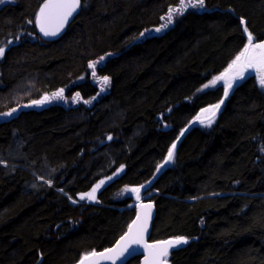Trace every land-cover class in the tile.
Instances as JSON below:
<instances>
[{
    "label": "trees",
    "instance_id": "trees-1",
    "mask_svg": "<svg viewBox=\"0 0 264 264\" xmlns=\"http://www.w3.org/2000/svg\"><path fill=\"white\" fill-rule=\"evenodd\" d=\"M42 1L0 4V113L16 109L0 115V264H71L113 244L135 208L117 190L147 182L198 110L220 101L221 85L198 89L243 47L241 18L264 39V0H205L159 32L179 0H81L51 39L28 23ZM100 57L107 88L74 83ZM61 88L81 99L24 107ZM101 180L94 202H72ZM147 189L149 241L189 238L170 264H264V92L254 76L231 88L211 126L185 132Z\"/></svg>",
    "mask_w": 264,
    "mask_h": 264
},
{
    "label": "snow or ice",
    "instance_id": "snow-or-ice-1",
    "mask_svg": "<svg viewBox=\"0 0 264 264\" xmlns=\"http://www.w3.org/2000/svg\"><path fill=\"white\" fill-rule=\"evenodd\" d=\"M5 0H0V4L4 3ZM205 0H179L178 7H170L166 17L161 19L166 20V23L161 25L160 28L155 29L159 32L162 28H166L169 24L173 23L174 15H182L184 11L188 8H204ZM81 6V0H43L42 4L39 7L38 12L35 14L34 21H28V23H35L39 28V31L45 37H56L61 31L65 28L66 24L69 22V19L73 16L74 13ZM240 23L244 25L243 33L247 36V42L244 44L242 50L236 55L224 72L220 75L215 76L207 84L203 85V88L214 87L217 82H224V96L227 97L229 91L233 87V83L237 80L243 79L245 72L248 69H254L257 74L258 83L261 88H264V40L256 41L252 32L249 31L246 26V21L241 18ZM144 35V33H141ZM11 43V41H9ZM5 54V48L0 47V58ZM104 60V57H100L99 61H92L89 63L88 67L92 69V76L101 84L102 90L104 87H107L110 84V77L97 76L96 67L97 64ZM202 89H198L200 91ZM64 98V89L61 88L56 92L51 93L50 96L45 95L42 99L32 101L34 105H42L48 102L50 99H63ZM74 102L79 101L80 94L72 98ZM91 101H84V103H90ZM223 100L215 105H211L208 108L201 109L200 114L194 118L195 121H199L201 124L206 126H211L213 123L216 112L219 110ZM16 109L13 108L7 113H0L3 116H11ZM207 114V115H204ZM184 131L182 130L180 135L182 136ZM111 139V136L108 137ZM179 140V137H177ZM176 148V142H173L171 147L168 149L167 157L165 163H170L174 159V151ZM159 166L157 171L160 170ZM123 166H121V170ZM112 179V177H108ZM105 183L104 180H101L96 184L92 190L88 193H83L80 195V200L87 198L88 200L96 199L97 190ZM144 185L134 188H125L123 191L134 193L136 200L141 199L140 192L144 188ZM71 199V198H70ZM76 203L75 200L72 201ZM142 211H138L136 219H134L129 225L127 231L120 237L116 242L115 246L111 248H106L102 252H97L95 250L85 253L79 264H100L101 261H109L110 264H117L118 260H121L126 253H129V250L133 246H143L146 251L144 264H167V257L169 255V250L177 247L182 244H187L188 240L185 237L178 236L174 239L157 241L155 243L149 244L145 241V234L148 230V222L151 219V209L152 204H140L138 206Z\"/></svg>",
    "mask_w": 264,
    "mask_h": 264
},
{
    "label": "water",
    "instance_id": "water-1",
    "mask_svg": "<svg viewBox=\"0 0 264 264\" xmlns=\"http://www.w3.org/2000/svg\"><path fill=\"white\" fill-rule=\"evenodd\" d=\"M43 2V1H42ZM42 2H41V4H42ZM40 4V5H41ZM40 5H39V7H40ZM39 7H38V10H39ZM38 10H37V12H38ZM207 11H209L210 9H206ZM36 12V13H37ZM244 20V19H243ZM245 21V20H244ZM67 25V24H66ZM35 26H36V24H35ZM66 27V26H65ZM242 27H244V25H242ZM36 29H37V31L39 32V34L42 36V37H44V38H46V39H51V38H55V37H45V36H43V34L39 31V28L36 26ZM65 30V28L61 31V33L63 32ZM60 33V34H61ZM59 34V35H60ZM57 37V36H56ZM246 38H247V36H246ZM224 72V71H223ZM255 73V70L254 69H248L246 72H245V76H244V78L245 77H247V76H251V75H253ZM243 78V79H244ZM243 79H240V80H237V81H235L234 83H233V86L234 85H236V84H238L239 82H241ZM227 97H225L224 96V89H223V93H222V96H221V99H220V101L221 100H223V101H225V99H226ZM33 101H36V100H33ZM219 101V102H220ZM224 103V102H223ZM30 104H32V101L31 102H29V103H27L24 107H27L28 105H30ZM221 106H222V104H221ZM221 106H220V108H221ZM220 108H219V110H220ZM219 110L216 112V114L219 112ZM199 121H195L194 119L193 120H191V121H189L184 127H183V131H184V134H185V132L186 131H188L189 130V128H191L192 126H195L197 123H198ZM181 130V131H182ZM181 131L179 132V134L177 135V137H179V140L182 138V136L184 135H180V133H181ZM177 137L175 138V140L173 141V142H176V145H177V143L179 142V140H177ZM173 144V143H172ZM167 153H168V151H167ZM167 153H166V155H165V157H164V159L162 160V162H161V164L159 165V166H161V165H163V167H160V170L159 171H155V173L153 174V176L147 181V182H145L144 184H142V185H144L145 187H147V186H149L151 183H152V181L156 178V176L166 167V163H165V160H166V157H167ZM144 187V188H145ZM144 188H142V189H144ZM141 189V190H142ZM134 199H135V208H134V215H133V218H132V220L129 222V224L134 220V219H136V215H137V213H138V211H142L138 206L140 205V204H152V209H151V219L149 220V222H148V230H147V232H146V234H145V241L147 242V243H149V244H152V243H155V242H157V241H155V242H151V241H149V232H150V230H151V225H152V221H153V218H154V214H155V208H154V203H153V201L152 200H149V199H145V200H139V201H137L136 200V196H134ZM95 200H88L87 199V202H94ZM128 224V225H129ZM127 229H128V226H127ZM127 229L125 230V232L127 231ZM124 232V233H125ZM123 233V234H124ZM122 234V235H123ZM121 235V236H122ZM121 236H119L116 240H115V242H113V244H111L110 246H108V247H106V248H111V247H113V246H115V244H116V242L120 239V237ZM169 239H174L173 237H169V238H165V239H161V240H158V241H164V240H169ZM106 248H104V249H106ZM174 248H176V247H174ZM104 249H99V250H95V251H97V252H102ZM173 249V248H172ZM171 250V249H170ZM169 250V251H170ZM93 251V250H92ZM91 252V251H90ZM88 253V252H87ZM147 253H146V251H145V249L143 248V246H133V248L132 249H130L129 250V253H126L125 254V256L121 259V260H118L117 261V264H124L128 259H130L131 257H133V256H139V263L138 264H144V260H145V255H146ZM81 259V258H80ZM80 259L76 262V263H73V264H79V261H80ZM100 264H110V262L109 261H101L100 262ZM167 264H170L169 262H167Z\"/></svg>",
    "mask_w": 264,
    "mask_h": 264
},
{
    "label": "rangeland",
    "instance_id": "rangeland-1",
    "mask_svg": "<svg viewBox=\"0 0 264 264\" xmlns=\"http://www.w3.org/2000/svg\"><path fill=\"white\" fill-rule=\"evenodd\" d=\"M262 40H264V39H262ZM247 42V39H246V41H245V43ZM244 43V44H245ZM244 46V45H243ZM243 48V47H242ZM242 48L238 51V53L242 50ZM237 53V54H238ZM236 54V55H237ZM236 55L232 58V60L236 57ZM232 60L228 63V65L232 62ZM228 65L223 69V71L228 67ZM88 71H86V72H84V73H82L80 76H78L76 79H74V83H76V82H79V81H82L83 79H85V77H88L90 80H92L93 81V83H96L100 88H101V90H102V87H101V84L100 83H98L97 82V80L96 79H94L93 78V76H92V69H90L89 67H88ZM247 71V70H246ZM220 73H222V72H220ZM220 73L219 74H217V75H215V76H218V75H220ZM97 76H99V77H103V76H101V75H98L97 74ZM215 76H213V77H215ZM212 77V78H213ZM212 78H210L209 80H208V82L210 81V80H212ZM254 81H255V84L257 85V87L260 89V90H262L263 92H264V88H261L260 87V85H259V83H258V79H257V74L255 73V75H254ZM207 82V83H208ZM206 83V84H207ZM216 85H221L223 88H224V82L223 81H219V82H217V84ZM107 87H104L103 88V90L102 91H104L105 89H106ZM64 89V97H65V94H66V88H63ZM200 89H203V86L200 88ZM230 92V91H229ZM44 96L43 95H41L39 98H37L36 100H40V99H42ZM66 98V97H65ZM56 100V99H55ZM57 100H60L61 101V99H57ZM71 101H73V100H71ZM71 101L70 100H68L67 98L66 99H62V102L64 103V104H71ZM89 101V100H88ZM217 103H219V101L218 102H215V103H212V104H209V105H207V106H205V107H202L201 109H204V108H208V107H210L211 105H215V104H217ZM28 106H30V107H42V106H44V104H42V105H34V104H30V105H28ZM201 109H199L198 110V112L193 116V118H192V120L197 116V114H200V112H201ZM204 115H207V114H204ZM217 115V114H216ZM216 115H215V117H214V120H213V122L215 121V119H216ZM196 126H198V127H200V128H208L209 126H206L205 124H201L200 122H198L197 124H196ZM172 145V144H171ZM170 145V146H171ZM171 164V162L170 163H167V165L166 166H168V165H170ZM140 185H138V186H123V187H121L120 189H118L117 190V192H116V195L119 197V198H121V197H125V196H129L131 199H132V202L130 203L131 205H135V199H134V196H135V194L134 193H131V192H125V191H123L125 188H134V187H139ZM149 186H147V187H145L144 189H142L141 190V192H140V196H141V199L140 200H145V199H147V198H149V196H150V194L151 193H153L154 191H150V190H148L147 188H148ZM147 191V192H146ZM79 195H81V194H79ZM145 197V198H144ZM147 197V198H146ZM78 199H80L79 197H77V198H75L74 200H78ZM85 199H87V198H85ZM72 200V199H71ZM183 237V236H182ZM185 238H187V237H185ZM187 240H189V238H187Z\"/></svg>",
    "mask_w": 264,
    "mask_h": 264
},
{
    "label": "bare ground",
    "instance_id": "bare-ground-1",
    "mask_svg": "<svg viewBox=\"0 0 264 264\" xmlns=\"http://www.w3.org/2000/svg\"><path fill=\"white\" fill-rule=\"evenodd\" d=\"M240 21H241V20H240ZM241 25H242V24H241ZM163 158H164V157H163ZM156 166H157V165H156ZM146 192H147V191H146ZM144 198H145V197H144ZM146 198H147V197H146ZM183 236H184V235H183ZM185 236H186V235H185ZM167 237H168V236H167ZM165 238H166V237H165ZM173 238H175V237H173ZM173 249H174V248H173ZM171 250H172V249H171ZM171 250H170V251H171ZM170 251H169V253H170ZM83 255H84V254H83ZM83 255H82V256H83ZM82 256H81V257H82ZM81 257H80V258H81ZM168 257H169V255H168ZM168 257H167V262H169ZM80 258H79V259H80ZM79 259H78V260H79ZM36 260H37V259H36ZM78 260H77V261H78ZM77 261H75L74 263H76ZM126 262H127V261H126ZM126 262H125V263H126ZM125 263H124V264H125ZM169 263H170V262H169ZM71 264H73V263H71Z\"/></svg>",
    "mask_w": 264,
    "mask_h": 264
}]
</instances>
